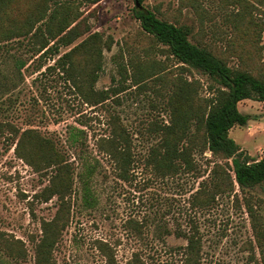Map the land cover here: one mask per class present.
<instances>
[{
    "label": "rangeland",
    "instance_id": "1",
    "mask_svg": "<svg viewBox=\"0 0 264 264\" xmlns=\"http://www.w3.org/2000/svg\"><path fill=\"white\" fill-rule=\"evenodd\" d=\"M38 1L19 0L16 16L25 18ZM62 1L72 3L91 27L73 45L60 47L56 55L51 48L45 57L38 53L37 38L31 36L0 45V237L21 241L25 252V257L13 258L0 244V264H36L35 245L42 237V223L54 219L59 210L57 197L49 202L40 197L49 178L19 159L11 128L36 129L55 139L75 166L71 221L55 249L56 264H108L97 249V241L111 245L115 264H127L137 252L146 264H183L184 235L193 233L202 240V264H261L264 240L258 231L264 228V185L243 192L236 186L235 192L219 195L209 209L202 210L191 200L200 183L209 179V152L203 157L196 155L198 173L161 177L144 164L154 145L147 128L153 119L167 120V114L162 99L151 88L155 83L132 86L130 70H124L134 53L143 57L151 44L135 18L136 1ZM249 3L254 19L264 24V0ZM139 6L189 26L194 33L203 30L206 42L214 41L224 48L232 28L225 24V18L239 10L228 0H199L198 7L189 0H144ZM96 32L114 40L113 49L105 51L96 89H125L98 106L84 101L59 70H49L59 56ZM260 44H264V32ZM158 54L153 59L176 71L179 65L174 58ZM237 64L238 59H233L232 65ZM187 77L201 82L203 97L211 96L208 77L195 70ZM239 109L250 121L245 127L232 129L230 136L252 160H260L264 158V103L246 100ZM115 116H120L135 135L137 163L129 181L119 178L114 163L98 149L99 141L110 135ZM86 161L96 167L91 181L97 201L94 208H86L82 202L80 176ZM258 218L263 225L258 224Z\"/></svg>",
    "mask_w": 264,
    "mask_h": 264
},
{
    "label": "trees",
    "instance_id": "2",
    "mask_svg": "<svg viewBox=\"0 0 264 264\" xmlns=\"http://www.w3.org/2000/svg\"><path fill=\"white\" fill-rule=\"evenodd\" d=\"M18 1L0 0V45L31 36L37 38L40 43L38 53L45 57L53 49V54H58L60 47H70L91 31L90 25L70 2L39 0L29 14L20 19L16 16V12L20 13L16 10ZM93 1L98 3L100 0ZM189 1L193 7L199 6V0ZM228 1L239 10L225 18V24L232 26L225 48L214 41L206 42L203 30L194 33L191 27L171 22L153 10L137 7L136 3L135 18L151 44L144 50L143 57L134 53L129 66L124 67L126 72L130 70L132 86L148 87L149 82L155 83L151 88L162 99L167 114V120L159 122L153 119L147 128L154 145L143 159L145 166L161 177L198 173L196 155L211 154L207 160L211 166L209 179L200 183L191 200L202 210L209 209V204L219 195L235 192L236 186L243 192L264 185V158L252 160L230 136L232 129L245 127L250 121V116L239 109L241 102L254 100L264 103V44H260L264 24L254 19L249 10V0ZM138 2L142 4L144 0ZM199 14L202 18V12ZM113 45L111 37L93 33L59 56L49 70H59L65 81L87 103L95 106L104 104L125 92L124 88L96 89L105 51H111ZM246 45L250 47L246 48ZM158 52L177 61L179 67L176 71H169L165 64L153 59L159 55ZM233 59H238L237 65H232ZM192 70L211 80L207 88L210 97L201 95L203 86L199 80L191 81L187 77ZM111 125L110 135L99 141L98 149L114 163L119 178L129 181L137 163L133 146L135 135L122 123L120 116H115ZM11 129L19 159L49 178V184L40 197L45 202L58 198L59 210L54 219L42 223V237L35 245L36 264H56L55 249L71 221L72 199L76 193L75 166L55 139L36 129ZM72 138L71 135V146L75 144ZM95 172L96 167L86 161L80 176L82 202L86 208H94L97 202L91 185ZM257 221L262 224L259 218ZM258 234L264 240L263 227L259 228ZM184 237L187 245L181 247L183 264H202L201 238L195 233ZM96 243L108 264H115L111 245L104 241ZM0 244L9 256L25 257L24 249L19 245L21 241L11 242L0 237ZM127 264L146 263L137 252ZM261 264H264V254Z\"/></svg>",
    "mask_w": 264,
    "mask_h": 264
},
{
    "label": "water",
    "instance_id": "3",
    "mask_svg": "<svg viewBox=\"0 0 264 264\" xmlns=\"http://www.w3.org/2000/svg\"><path fill=\"white\" fill-rule=\"evenodd\" d=\"M136 3H137V7H140L139 5H140V3L138 2V0H136Z\"/></svg>",
    "mask_w": 264,
    "mask_h": 264
}]
</instances>
